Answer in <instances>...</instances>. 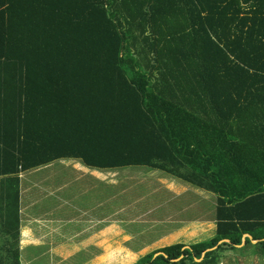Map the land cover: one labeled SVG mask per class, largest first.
Here are the masks:
<instances>
[{
	"label": "trees",
	"instance_id": "16d2710c",
	"mask_svg": "<svg viewBox=\"0 0 264 264\" xmlns=\"http://www.w3.org/2000/svg\"><path fill=\"white\" fill-rule=\"evenodd\" d=\"M60 160L157 169L217 196L209 241L138 264L264 255V0H0V264H22V173ZM185 228L152 245L204 231Z\"/></svg>",
	"mask_w": 264,
	"mask_h": 264
},
{
	"label": "rangeland",
	"instance_id": "374dc122",
	"mask_svg": "<svg viewBox=\"0 0 264 264\" xmlns=\"http://www.w3.org/2000/svg\"><path fill=\"white\" fill-rule=\"evenodd\" d=\"M42 168L22 179L25 189L20 205L30 203L20 213L22 264H95L104 255L103 264H138L160 248L209 241L215 235L216 226L197 220L216 221L217 196L160 170L141 166L89 169L78 160H60ZM112 224L129 238L103 236L102 230ZM197 227H204L203 234L190 238ZM23 228L31 237H22ZM183 228L188 238L152 245ZM5 243L0 233V246ZM66 244L75 246L73 253L57 249ZM123 247L145 253L127 256L121 254ZM242 251L248 257L240 264L264 260L263 254L249 246Z\"/></svg>",
	"mask_w": 264,
	"mask_h": 264
},
{
	"label": "crops",
	"instance_id": "0c3cea01",
	"mask_svg": "<svg viewBox=\"0 0 264 264\" xmlns=\"http://www.w3.org/2000/svg\"><path fill=\"white\" fill-rule=\"evenodd\" d=\"M39 169L40 168H38V169H34V170H32L33 172H35V171H39ZM89 169H92V168H89ZM96 169H98V168H96ZM40 171H42V169L40 170ZM28 172H30V171H28ZM28 172H24V173H22L23 174V176H26V174H31V173H28ZM31 176H32V174H31ZM24 177H22V179H23ZM25 180H28V178L27 179H25ZM25 188H24V186H23V183H21V193L23 192V190H24ZM20 201H22L23 202V198H22V200H21V197H20V199H19V203H20ZM30 204V203H29ZM28 204V205H29ZM23 204H21V205H19L20 206V213H21V207H23V208H27L28 207V205L27 206H22ZM90 211V210H89ZM89 211L87 210V212H88V214L90 215V213H89ZM60 221V220H59ZM200 224H207V225H209V224H211V225H213V227L214 226H216V228H217V222L215 221V220H207V219H205V220H197ZM195 224L196 222H190V224ZM21 227V226H20ZM107 227V226H106ZM162 237H160L159 239H161ZM245 238H247V237H244V234L242 235V244L244 243V240H245ZM158 239V240H159ZM251 243H253V241H251ZM183 244V243H182ZM242 244H241V246H242ZM253 244H255V243H253ZM240 246V247H241Z\"/></svg>",
	"mask_w": 264,
	"mask_h": 264
},
{
	"label": "water",
	"instance_id": "95a60500",
	"mask_svg": "<svg viewBox=\"0 0 264 264\" xmlns=\"http://www.w3.org/2000/svg\"><path fill=\"white\" fill-rule=\"evenodd\" d=\"M244 237H247L248 239H250L251 241H253V243H256L258 240H252V237L249 235V234H244ZM226 241V240H225ZM222 242V241H221ZM188 248H190V246L189 245H186L185 247H184V249H188ZM209 250H212V249H209ZM207 252V251H206ZM206 252H204L203 253V255L202 256H204L205 255V253ZM164 255L163 253H160V252H158V253H156L155 254V257H157V256H159V255ZM165 257H166V255H164ZM197 261H202V259H196ZM172 262H175V261H179V259H173V260H171Z\"/></svg>",
	"mask_w": 264,
	"mask_h": 264
}]
</instances>
